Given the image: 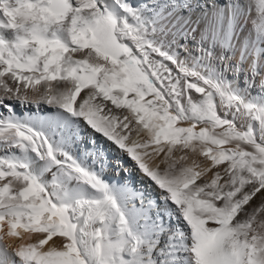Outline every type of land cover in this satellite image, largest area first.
Here are the masks:
<instances>
[{
	"label": "snow or ice",
	"instance_id": "snow-or-ice-1",
	"mask_svg": "<svg viewBox=\"0 0 264 264\" xmlns=\"http://www.w3.org/2000/svg\"><path fill=\"white\" fill-rule=\"evenodd\" d=\"M0 264H264V0H0Z\"/></svg>",
	"mask_w": 264,
	"mask_h": 264
},
{
	"label": "bare ground",
	"instance_id": "bare-ground-1",
	"mask_svg": "<svg viewBox=\"0 0 264 264\" xmlns=\"http://www.w3.org/2000/svg\"><path fill=\"white\" fill-rule=\"evenodd\" d=\"M251 16H252V17H255V16H256V12H255L254 9L251 11ZM247 23H248V27L245 29L246 32H248V31L252 28V22H251V20H249ZM245 68H246V65H245ZM258 83H259V77H257V84H258ZM252 92H253V94H255V93L257 92V89H253ZM193 95L195 96L196 94H193ZM45 107H47V106H45ZM181 126H185V127H186V126H188V125H187V123H184V124H182ZM174 155H175V157H176L177 159H179V156L181 155V153H175ZM193 159L199 161L201 164H203V163L206 162V161L204 160L203 157H200L199 155L193 156L192 154L189 153V159H188L187 161H181V163L190 164V163L192 162ZM259 202H260V201H259V198H258V199L255 201V203H259ZM33 242H34V241H33ZM9 243H12V244H18L19 241H18L17 239L13 238V239H11V240L9 241Z\"/></svg>",
	"mask_w": 264,
	"mask_h": 264
}]
</instances>
